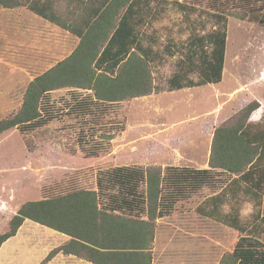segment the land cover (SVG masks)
<instances>
[{
	"label": "rangeland",
	"instance_id": "374dc122",
	"mask_svg": "<svg viewBox=\"0 0 264 264\" xmlns=\"http://www.w3.org/2000/svg\"><path fill=\"white\" fill-rule=\"evenodd\" d=\"M90 5V0H61L57 11L64 21H69L70 8L77 15ZM148 6L151 12L146 16L138 13L142 21L135 30L142 46L158 55L151 73L160 87L166 86L177 70L189 37L216 29L212 14L250 12L262 16L256 0H149ZM25 37L19 38L20 52L0 39V119L19 110L21 95L31 77L48 67L45 62L33 60L39 54H27ZM169 44L171 55L165 50ZM26 56L32 60L27 61ZM84 94L87 93L69 89L51 92L42 101L45 119L48 117L44 123L28 131L14 128L0 135V234L7 230L8 219L23 203L66 191L97 190V178L117 166L160 167L163 175L162 165L185 166L189 159L206 158L205 141L194 138L192 127L197 128L198 122L190 126L185 122L189 116H177V111H189L185 98L151 94L99 107L88 116L74 110V102L83 99ZM203 94L206 104L210 100V112H218L220 126L235 124L246 105L258 102L259 108L252 114L259 111L261 117L255 121L248 118L245 123L264 130V25L232 15L226 17L222 81L205 88ZM172 101L176 118L170 125L167 116V120L159 118L155 110L159 112L160 103L169 106ZM109 134L113 139L106 138ZM93 150L98 151L93 154ZM257 167L258 173L247 181L229 173L211 172L210 186L186 200L185 189L176 192L163 185L162 208L169 205L168 214H172L158 220L155 247L171 249L160 255L176 264H218L222 256L232 252L241 235L218 219L235 215L245 227L263 228L264 223L255 216L259 213L264 217V159ZM211 197L214 203H206ZM109 199L106 191L100 193L102 203ZM178 199L181 200L172 202ZM201 208L208 209V217L201 214ZM257 238L264 243V228Z\"/></svg>",
	"mask_w": 264,
	"mask_h": 264
},
{
	"label": "trees",
	"instance_id": "16d2710c",
	"mask_svg": "<svg viewBox=\"0 0 264 264\" xmlns=\"http://www.w3.org/2000/svg\"><path fill=\"white\" fill-rule=\"evenodd\" d=\"M148 2L102 0L100 5L88 11L82 27L74 31L32 3L27 6L18 0H0L2 8L27 6L80 39L69 57L27 84L19 110L11 117L0 119V135L14 128L28 131L44 123L48 117L45 119L42 109L43 98L61 89L87 93L83 99L74 102V110L80 115L91 116L99 107L126 100L217 84L222 79L224 66L226 17L232 15L264 25V0H256L262 16L250 15V12L227 14L218 11L212 14L216 29L189 37L177 70L166 86L160 87L154 83L151 73L158 55L142 46L135 30L142 21L138 13L146 16L151 12ZM180 8L187 9L185 6ZM165 48L168 54L173 53L170 44ZM258 108V102H251L239 112L235 124L215 129L210 168L226 171L245 181L258 173L257 166L264 159V130L253 129L245 123ZM106 138L113 139V134ZM200 176L201 172L185 168L169 167L162 175L160 167H115L97 178V190L66 191L20 205L9 218L7 230L0 234V246L16 234L25 220H29L70 238L67 243L52 249L40 264H47L59 253L92 264H151L156 222L170 212L169 205L162 208V186H169L176 192L186 190L187 186L195 188ZM103 191L111 197L105 204L100 200ZM255 217L264 223V217L259 213ZM217 221L241 234L232 252L222 256L218 264H264V243L257 238L264 227H245L233 216H224Z\"/></svg>",
	"mask_w": 264,
	"mask_h": 264
},
{
	"label": "crops",
	"instance_id": "0c3cea01",
	"mask_svg": "<svg viewBox=\"0 0 264 264\" xmlns=\"http://www.w3.org/2000/svg\"><path fill=\"white\" fill-rule=\"evenodd\" d=\"M26 1H27L26 3L27 6L32 3L38 10L40 11L44 10L45 13H48L49 16L55 19L57 22L65 24L66 26H69L71 30L75 31L82 27V20L86 18V14L88 13V11L95 6L100 5L102 0H90L91 3L90 7H88V10L86 12H83L82 14L76 15L74 11L70 8V11L68 12L69 21H64L62 16L59 15L57 11L61 0H26ZM27 6H19L14 8L0 7V39H5L6 41H8L6 44H9L11 48L15 49V52H20L21 50L18 48L20 46L18 44V42H20L19 38L22 35L27 36L25 37L26 41L24 43L25 45H27V50H26L27 54L29 52L32 54L36 53L35 55L39 54V56L38 57L36 56V58H34L33 60L45 62V65L48 66L47 69H45L40 73L42 74L47 70H49L50 68H52L58 62L63 61L67 57H69L78 46L80 39L78 36L71 33L70 31L63 29L59 25L50 22L44 19L43 17H41L40 15L34 13L29 8H27ZM23 12H25L24 15L22 14ZM26 60L30 62L32 58L26 56ZM40 74L31 77L30 81H32L34 77ZM219 83L158 93L159 96L166 94V95H175L178 96V98L179 97L185 98L186 107L189 109V111L183 112L182 114H178L179 111H177L176 112L177 116L179 118H184L185 116H189L188 121L185 120L184 121L187 122V124L190 126H193L198 122L196 124L198 126L197 128L192 127L193 132L195 130L194 134L196 133L194 138L199 140H204L205 141L204 147L205 149H208L205 159L200 158V156L197 157L196 159H189L187 165L185 166L167 165L166 167L162 165V168H164L163 170L169 167H173V168H185L190 170L191 172H201V176H200L201 180L200 182H198V185H196L195 188L189 186L186 187L185 200L188 199L191 195L198 193L200 190L206 187L208 188L210 186L209 177L211 175V172L216 171L220 174H227L226 171H222L220 169H213L210 168L209 166V159L211 152L210 143L213 139V134L215 129L217 127H220V121H219L220 118H218V112H212V111L210 112V108H209L210 100L208 101L209 103L206 104L203 99V96H205L203 94L204 89L207 87H213V85L214 86L219 85ZM77 91H81V90H77ZM219 98L220 97L218 96V99ZM160 104L161 106L159 108V112H157L158 109L155 110L156 113H158L157 115L155 114V116L159 118H164L165 120H167L165 117L167 116L171 125L172 124L171 121H174V119L176 118L174 115V102L172 101L171 103H169V106H167L168 103L167 104L160 103ZM168 109L170 110L169 114H166ZM256 113H258V115L254 117ZM260 117H261V113L257 111L250 115L249 121H255ZM196 148H199V146H196ZM235 177L236 176H233V178ZM212 199L213 197L208 198L205 200V202L209 204H213L215 198L213 200ZM179 200L181 199L175 200L174 202H178ZM263 203H264V199H263ZM207 210L205 211L203 208H201L200 212L202 215H206V217H208ZM171 214L172 212L168 215H165L164 217L159 218L158 220L163 219L165 217H169ZM233 217H237V216L233 215ZM260 217H262L261 214ZM158 220L156 222L155 237L151 249V253H152L151 264H176L174 262H171L168 256L160 255L161 253H169L171 249L169 246H163L161 250H158L155 247L156 232L158 229L157 225L159 223ZM44 239L46 240L45 243H44ZM69 240L70 238L67 235L58 233L52 229H49L32 221L25 220L17 230L16 234L13 237L7 239L0 246V264H38V262L44 256H47V253L49 252L50 249L59 247L67 243ZM47 264H92V263L80 259L73 255H63L59 253L55 257H53L50 261H48Z\"/></svg>",
	"mask_w": 264,
	"mask_h": 264
}]
</instances>
